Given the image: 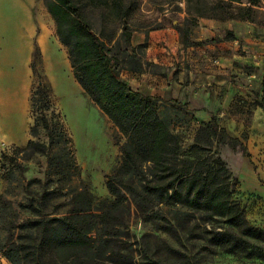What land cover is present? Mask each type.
Returning <instances> with one entry per match:
<instances>
[{
  "label": "rangeland",
  "instance_id": "1",
  "mask_svg": "<svg viewBox=\"0 0 264 264\" xmlns=\"http://www.w3.org/2000/svg\"><path fill=\"white\" fill-rule=\"evenodd\" d=\"M132 1L134 9L126 19L131 36L138 31H154L152 36L157 38L165 32L168 34L166 42L182 59L174 61L169 67L171 70L166 72L144 59L146 45L137 46L135 57L140 59L142 70L131 71L137 64L128 57L131 42V47L127 48L121 30L117 28L113 39L110 42L105 40L111 52L121 60V79L134 87L141 83L143 77L140 73L143 71L169 72L171 79L182 85L185 101L179 97H164L155 100V104L159 116L179 136L181 151L185 153L194 143L201 124L210 120L196 119L192 115L197 106L195 102L198 99L199 109L204 98H210V118L214 116L216 125L224 130L218 129L211 149L236 178L233 196L244 207L246 219L264 231V107L261 104L264 102V0H258L252 7L249 18H215L212 26L204 28L198 24V0ZM28 4L29 0H0V191L9 184L8 196L15 200L26 196V183H30L28 190L36 192L40 188L38 182L47 180L44 153H34L23 161L19 159L23 168L21 174L14 170L11 179H7L6 173L7 164H12L11 159L24 155L16 152L15 147H23L29 138L45 141L42 131L36 137L29 134L33 123L29 99L37 84L36 73H40L51 85L53 103L71 138L76 164L72 174L62 176L51 172L50 187L56 182L86 187L92 196V208L101 209L102 205L112 202L106 180L121 164L125 137L74 79L67 50L56 35L54 21L43 0H34L39 25L36 34L28 40L29 45L33 44V50L38 47V55L34 59L31 55L22 66V44L14 33L13 24ZM87 18L98 34L108 32L114 19L109 15L102 18L97 9L88 13ZM114 22L118 23L115 19ZM4 23H9L8 32L3 31ZM177 26L187 30L186 39ZM41 29L43 47L38 43ZM158 30L164 31L159 33ZM198 30L208 34L200 44L207 45V54L201 52V61L198 60ZM192 71L197 74L194 78ZM189 86L193 89L187 88ZM2 153L6 154L5 158ZM126 195L125 214L117 219L120 225L111 229V240L119 251L127 248L130 242L136 264L141 260L179 264V259L187 260L189 264H264V249L254 248L247 254L223 252L203 238L201 227H191L193 221L189 225L191 230L164 231L159 226L172 220V215L177 212L175 207L148 205L129 193ZM61 200L52 199L49 209L51 204ZM185 217L181 215V218ZM195 218L200 222L205 220L198 214ZM5 263L11 264L0 252V264Z\"/></svg>",
  "mask_w": 264,
  "mask_h": 264
},
{
  "label": "trees",
  "instance_id": "2",
  "mask_svg": "<svg viewBox=\"0 0 264 264\" xmlns=\"http://www.w3.org/2000/svg\"><path fill=\"white\" fill-rule=\"evenodd\" d=\"M257 3L258 0H198V17L249 18ZM43 4L67 50L74 79L125 137L123 156L120 166L106 180L112 202L101 209L92 208V196L86 187L56 182L51 188V172L72 174L76 164L71 138L53 103L51 85L36 73L37 84L29 99L33 116L29 134L36 137L42 131L45 141L29 138L23 147H15L24 155L11 159L6 173L7 179L14 170L21 174L20 160L44 153L47 180L38 182L36 192L28 190L30 183H26V196L15 200L8 196L9 184L0 191L1 254L11 264H136L130 242L119 251L111 240V229L120 225L117 219L125 214L126 193L148 205L175 207L172 220L159 226L164 231L191 230L196 225L201 227L203 238L223 252L247 254L254 248L264 249V231L248 222L244 207L233 196L236 178L211 149L218 129L224 131L216 125L215 117L201 124L188 153L182 152L179 136L157 112L155 100L159 97L134 90L121 79V60L111 52L106 40L110 42L119 28L126 47L132 46L126 19L134 9V1L43 0ZM95 9L102 18L109 15L118 23L113 19L108 32L96 33L87 18ZM177 29L186 39L187 30L179 26ZM142 45L145 46L138 47ZM136 47L128 54L137 61L131 71L142 70L140 59L135 57ZM37 55L35 46L32 58ZM261 104L264 107L263 101ZM242 152H246L244 146ZM1 156L5 158L6 154ZM54 198L62 200L49 209ZM22 213L26 216L21 217ZM195 214L205 220L196 221ZM140 264L162 263L141 260ZM179 264L189 262L179 259Z\"/></svg>",
  "mask_w": 264,
  "mask_h": 264
},
{
  "label": "crops",
  "instance_id": "3",
  "mask_svg": "<svg viewBox=\"0 0 264 264\" xmlns=\"http://www.w3.org/2000/svg\"><path fill=\"white\" fill-rule=\"evenodd\" d=\"M29 6L26 7L23 11V14L20 15L19 19L13 24L14 25V33L17 36V38L21 41V64L22 66L25 65V63L29 60L30 56L33 52V44L29 43V38L31 39L38 30L39 20L35 17V4L34 0H29ZM215 18H208V17H199L198 18V24L204 28V26H212L213 21H215ZM9 23H4L3 25V31L8 32L9 31ZM49 28V27H48ZM206 28V27H205ZM159 33H161L164 30H158ZM50 32V28H49ZM154 31H138L134 32L132 34L130 42L132 47H136L140 44H145V52H144V59L150 63V65L163 70V71H169L171 70L170 65L173 64L174 61L181 60L182 56L177 54V50L174 51V49L166 42V39L168 37V34L165 32H162L158 35L157 38L152 36V33ZM42 34L39 33L38 36V43L40 47H43L45 42L42 43L40 41V36ZM208 37V34L203 32H199L198 30V41H202L205 38ZM207 45H199L198 44V60L201 61V52L205 51V56L207 54L206 50ZM192 47V46H191ZM154 64V65H153ZM195 71H198L196 69ZM195 71L191 72L192 78H194L197 74H195ZM197 73V72H196ZM140 76H142V81L138 85L131 87L134 90H137L139 92H142L146 95L156 96L159 98L169 97L176 99L179 97V99H182L185 101L186 97H184V92H181L182 85L178 81H174L171 79V74L168 72L166 74H162L159 72H150V71H143L140 73ZM209 76V75H208ZM196 79V78H195ZM198 81V80H197ZM198 87V86H197ZM187 88L193 89V87L189 86ZM189 99V98H188ZM202 107L198 109V99L195 102L196 108L192 111V115L196 119L208 121L210 119V98L206 97L204 98ZM191 105V103H189ZM6 264V263H5Z\"/></svg>",
  "mask_w": 264,
  "mask_h": 264
}]
</instances>
